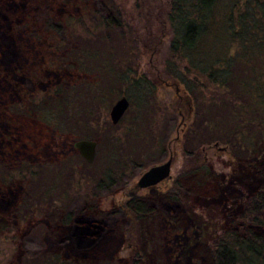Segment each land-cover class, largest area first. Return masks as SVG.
I'll return each mask as SVG.
<instances>
[{"label": "rangeland", "instance_id": "obj_1", "mask_svg": "<svg viewBox=\"0 0 264 264\" xmlns=\"http://www.w3.org/2000/svg\"><path fill=\"white\" fill-rule=\"evenodd\" d=\"M234 2L215 0L195 47L171 60V0H0V264L67 258L61 218L84 203L109 225L88 261L211 264V247L264 181L263 156L251 151L256 140L264 145V118L261 126L239 124L230 139L215 131L222 138L202 141L223 110L214 103L228 104L205 75L227 61L244 95L231 96L224 111L264 115V64L255 60L252 71V57L240 52L228 21ZM49 20L62 22L64 39ZM153 34L158 44L146 49L142 39ZM58 82L69 84L68 122L55 111L27 110L29 97ZM185 93L190 116L174 107ZM122 95L129 105L113 123L109 110ZM81 137L97 140L92 161L74 145ZM168 156L170 177L134 190L141 172ZM30 166L34 177L23 172ZM183 173L182 207L167 197ZM195 177L204 182L192 186ZM131 196L156 209L134 218L125 205Z\"/></svg>", "mask_w": 264, "mask_h": 264}, {"label": "trees", "instance_id": "obj_2", "mask_svg": "<svg viewBox=\"0 0 264 264\" xmlns=\"http://www.w3.org/2000/svg\"><path fill=\"white\" fill-rule=\"evenodd\" d=\"M214 2L215 0H171L170 10L167 13V19L173 32L169 45V58L171 60H176L180 57L183 59L187 51L195 47L200 36L207 29V12ZM234 9L235 11L231 15L229 14L228 18L231 23L230 29H233L235 36L240 38L241 54L252 57V63L248 62L246 64H249L248 68L255 71V60L264 64V0H251L250 2L247 0H242V2L241 0H235ZM104 22L106 26H109L108 18H104ZM44 23L47 25V21ZM55 23L49 20V27L57 31L58 34L60 33L59 35L64 39L65 34L62 22L56 21ZM89 34H93V31H90ZM96 35L98 34L96 33ZM149 37L142 39L146 49H149L148 46L151 43L149 41H152L153 48L155 43L158 44L156 34ZM61 42L62 40H60ZM62 61L65 63L70 60ZM230 63V61H227L226 65L220 66L217 71L212 70L205 75L207 78L212 79L223 92L219 95V99H227L228 104L222 106L214 103L219 108H223V110L218 114L216 130L210 132L209 136H207L208 134L203 136L202 141L222 138L219 135L216 137L212 136L217 131L219 134L225 135V138L230 139L232 135L235 134L237 136V133L240 132L241 126L239 124H251L254 127L256 124L261 126L263 123L262 118H264V115L257 110L250 113V115H244L241 112L237 113V111L230 115L224 111L225 106L229 110L233 105L231 96L235 98L244 95V91L234 84L236 75ZM68 87L69 84L58 82L47 89L38 90L36 98L31 96L27 99L30 102V105L26 106L27 110L35 112L37 109L34 107H36L45 111H55L62 120L68 122L70 116L69 108H71L68 99ZM42 92L44 93L42 94ZM16 106L18 107V105ZM174 107L178 112H186L190 116V96L187 93L182 94V97L178 95ZM83 112H86V110L84 109ZM232 117L234 123L231 122ZM80 118L83 120V117ZM76 120L78 122V119ZM220 129H222L221 132ZM256 143H258V140L255 141L254 147H251V151L254 150L252 157L263 156L262 159H264V145L260 143L258 146ZM203 165L204 162H200L195 167H191L190 173L196 174V171L202 169ZM21 171L19 168V174H22ZM207 171L208 173L210 172L209 170ZM23 172L28 177H34L38 173V169L30 166ZM10 175L13 177L14 174L10 173ZM185 176L186 173H183L174 179V190L169 191L167 197L169 200L178 202L182 207L179 192L186 188L185 179H183ZM209 176L212 177L213 173L211 172ZM202 182L204 181H199L195 177L192 186ZM125 205L130 210V213L133 214L132 216L138 219L156 209L153 204L148 205L146 200L139 196L128 198ZM61 221L67 225V229L60 234V240L68 244V249L65 248L64 250V256L68 257H57L58 263L56 264H98L97 261H88L86 257L88 255L85 256V253L95 247L108 233V223L96 216L86 203L65 211ZM51 259L54 262L53 264H55L56 261L52 257ZM210 260L211 264H264V181L243 202L229 226L221 232L216 243L211 247ZM47 263L51 264L50 262ZM106 264H114V262L111 259Z\"/></svg>", "mask_w": 264, "mask_h": 264}, {"label": "water", "instance_id": "obj_3", "mask_svg": "<svg viewBox=\"0 0 264 264\" xmlns=\"http://www.w3.org/2000/svg\"><path fill=\"white\" fill-rule=\"evenodd\" d=\"M129 105V100L125 95L117 98L111 105L109 114L112 122H117L126 108ZM97 140L95 138L81 137L74 140L75 147L81 155L87 160L92 161L95 156ZM172 156H168L160 163L152 164L147 169L143 170L135 182L137 187H145L153 185L159 181L170 177L171 175Z\"/></svg>", "mask_w": 264, "mask_h": 264}, {"label": "flooded vegetation", "instance_id": "obj_4", "mask_svg": "<svg viewBox=\"0 0 264 264\" xmlns=\"http://www.w3.org/2000/svg\"><path fill=\"white\" fill-rule=\"evenodd\" d=\"M133 188H134V190H136L137 188H140V187H137L135 184H134V186H132ZM181 192V191H180ZM131 197H133V196H131Z\"/></svg>", "mask_w": 264, "mask_h": 264}, {"label": "bare ground", "instance_id": "obj_5", "mask_svg": "<svg viewBox=\"0 0 264 264\" xmlns=\"http://www.w3.org/2000/svg\"><path fill=\"white\" fill-rule=\"evenodd\" d=\"M112 121V120H111ZM114 123V122H113ZM116 123V122H115Z\"/></svg>", "mask_w": 264, "mask_h": 264}]
</instances>
